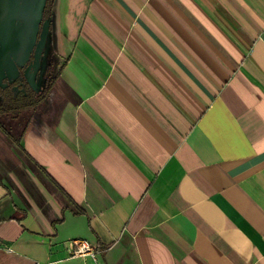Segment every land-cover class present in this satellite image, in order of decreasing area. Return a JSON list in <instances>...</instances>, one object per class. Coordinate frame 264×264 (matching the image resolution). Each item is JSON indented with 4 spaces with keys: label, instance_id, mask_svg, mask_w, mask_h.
<instances>
[{
    "label": "crops",
    "instance_id": "1",
    "mask_svg": "<svg viewBox=\"0 0 264 264\" xmlns=\"http://www.w3.org/2000/svg\"><path fill=\"white\" fill-rule=\"evenodd\" d=\"M55 20L68 91L0 127V264H95L73 239L99 264H264V0Z\"/></svg>",
    "mask_w": 264,
    "mask_h": 264
},
{
    "label": "flooded vegetation",
    "instance_id": "2",
    "mask_svg": "<svg viewBox=\"0 0 264 264\" xmlns=\"http://www.w3.org/2000/svg\"><path fill=\"white\" fill-rule=\"evenodd\" d=\"M55 9L56 0H47L40 33L45 24L49 31L39 59L35 60V54L39 46L40 34L30 60L23 67L18 68L17 78L12 82L4 79L0 84V121L6 123L5 125L13 122L22 126L31 114L45 109L42 103L45 99L51 98L53 89L60 79L64 58L59 54L55 40L57 36ZM27 69H29L30 81L26 77ZM10 109L17 111L15 115L7 113Z\"/></svg>",
    "mask_w": 264,
    "mask_h": 264
},
{
    "label": "water",
    "instance_id": "3",
    "mask_svg": "<svg viewBox=\"0 0 264 264\" xmlns=\"http://www.w3.org/2000/svg\"><path fill=\"white\" fill-rule=\"evenodd\" d=\"M46 4L47 0H0V84L17 78L18 68L30 60L40 34L35 54V60L39 59L49 31L45 24L40 33Z\"/></svg>",
    "mask_w": 264,
    "mask_h": 264
},
{
    "label": "built area",
    "instance_id": "4",
    "mask_svg": "<svg viewBox=\"0 0 264 264\" xmlns=\"http://www.w3.org/2000/svg\"><path fill=\"white\" fill-rule=\"evenodd\" d=\"M68 250L72 257L89 255L94 260L95 264L98 263L97 250L87 240L73 239L68 242Z\"/></svg>",
    "mask_w": 264,
    "mask_h": 264
},
{
    "label": "rangeland",
    "instance_id": "5",
    "mask_svg": "<svg viewBox=\"0 0 264 264\" xmlns=\"http://www.w3.org/2000/svg\"><path fill=\"white\" fill-rule=\"evenodd\" d=\"M55 40H56V43H57V49L59 50L58 52H59V54L61 55V57L62 58H64V55H63V46H62V41H61V39L59 38V36H56L55 37ZM66 92V91H68L67 90V88L65 87V85L63 84V82H61V79H59L58 81H57V83H56V87L53 89V94L54 93H60L61 94V92ZM52 94V95H53ZM51 95V96H52ZM42 105H43V108H47V106L49 105V99H45L44 100V102L42 103ZM42 107V106H41ZM40 107V108H41ZM17 111H15V110H9L7 113H12L13 115H15V113H16ZM6 124V123H5Z\"/></svg>",
    "mask_w": 264,
    "mask_h": 264
},
{
    "label": "trees",
    "instance_id": "6",
    "mask_svg": "<svg viewBox=\"0 0 264 264\" xmlns=\"http://www.w3.org/2000/svg\"><path fill=\"white\" fill-rule=\"evenodd\" d=\"M4 125H5V124L2 123V122L0 121V127H1L2 129H5V128H4ZM8 135H9V134H8ZM12 140H13V141L15 140L14 142H17V145L20 147V142H19V140L15 139V138H12Z\"/></svg>",
    "mask_w": 264,
    "mask_h": 264
}]
</instances>
